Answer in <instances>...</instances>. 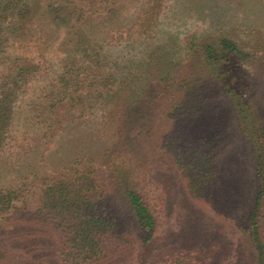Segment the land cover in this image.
<instances>
[{
  "label": "rangeland",
  "instance_id": "rangeland-1",
  "mask_svg": "<svg viewBox=\"0 0 264 264\" xmlns=\"http://www.w3.org/2000/svg\"><path fill=\"white\" fill-rule=\"evenodd\" d=\"M10 1L0 0V85L14 79L0 94V264H264V136L250 128L255 113L264 129V0H124L103 25L73 31L59 10L38 23L36 8L22 34L28 10ZM91 1L85 17L101 23L105 0ZM221 36L249 54L223 60L237 70L205 61L199 46ZM81 59L95 74L81 89L88 99L52 113L54 76ZM34 65L19 87L21 67ZM87 168L109 216L103 249L66 258L56 223L65 216L37 207L49 185ZM127 190L153 217L148 239Z\"/></svg>",
  "mask_w": 264,
  "mask_h": 264
},
{
  "label": "trees",
  "instance_id": "trees-1",
  "mask_svg": "<svg viewBox=\"0 0 264 264\" xmlns=\"http://www.w3.org/2000/svg\"><path fill=\"white\" fill-rule=\"evenodd\" d=\"M88 1L90 0H43L42 3L33 2V4L29 5L28 2H23L21 0V4L25 5V11L28 10L25 14L21 12V19L19 20L21 21V34L23 33L22 30L25 29V27L27 28V26L25 25L28 23H34L36 22V20L40 24H42L43 22L46 23L45 16L50 12V10L61 11L64 15V20L68 22L71 29L80 27L89 29L93 26L97 28L99 27V25H103V23L107 22L104 21V19L107 20L108 17L117 16L120 8L125 6V2L122 3L124 0H119V3L113 2L111 0L103 1L101 6L103 7L104 12L101 11L100 13L102 22L98 23L96 21H93L89 17H85V13H87L88 11L86 8H93V4L91 3L89 5ZM184 1L185 3L188 1L187 4L195 8L201 3L199 2V0ZM9 4L10 3L4 5V8L8 7ZM29 6L32 9H27ZM144 6H150L149 0ZM36 8L39 9V16L42 17V19H39L38 15H34L36 17V20H32L31 17L25 16L32 11L36 13ZM97 11L99 12L100 10ZM67 31L69 32V29ZM66 39L70 40L71 38L68 37ZM63 41H65V39H63ZM199 47L200 50H202V48L204 49L203 54L206 57L205 61L213 71H215L219 67L226 66L229 67V70H232L231 66L234 67L235 64L231 62L232 65H227V61H223L224 59L227 60V56L229 54H234L238 57L249 56L248 53H244L242 49L238 47L237 43L234 40L222 36L218 37L216 41L210 42V44L205 43V45H200ZM1 57L2 56H0V59ZM47 63L48 61H46V64ZM90 64L91 61L87 59H81L79 61V65L75 66L74 64H71L66 68L61 66L60 71L58 72L59 74L57 75V77L54 76L53 78V82H56V85L54 87H51L52 92L50 90L51 93H49V95L47 96V98L50 97V99L48 105L47 103L45 105L46 108L49 107L53 109L52 113L56 114L61 109H69V107L71 106L76 107L75 103L80 100L86 101L88 99V97H86V92L81 91V89L83 88V84L86 81H90L92 78L95 80L94 73L85 74V68H90ZM234 68H236L237 70L236 66ZM34 69L35 65L29 67V69L26 70L21 67V69L19 70L21 71V79L15 80V83L19 87L26 85L28 81L33 78V74L29 71ZM221 75L223 77H230L229 74L223 75L222 73ZM12 76L13 73L10 72L1 82L0 94L4 95L7 93H12V91L10 92V90L14 87L12 86L10 88V84H12L14 80ZM4 87L5 90L2 89ZM227 93L228 95L232 93L230 98L231 100H235L240 112L244 113L248 111L250 103L246 102L243 94H241L240 91L233 93V90L227 89ZM4 96H0V100H2ZM252 115H255V113L250 115V120L256 122L255 119H251ZM247 119H249V116L245 115V120ZM254 122H252V127H250L252 128V131L257 130L262 136H264V129L259 126H256V128ZM49 130L50 127L47 131ZM260 142L261 144H264L263 141L260 140ZM256 144L258 145V142ZM260 146L261 145H258V147ZM258 156L261 158V160L264 161V154H261L259 152ZM87 170L88 168L79 176L71 177L69 179H60L53 182V184L49 185L44 190L42 199H40L39 206L37 207L39 215L43 216V214H46L47 216H51L54 220L57 219V215H55L56 213H60V215L63 214L65 216V219L59 216L60 220L58 219L56 223L59 228L60 236L62 238L61 244L63 248H61V251L65 254L66 258L79 256L82 257V259H91L93 257H96L99 251L103 249L101 244L103 241V237H101V231H99L98 227H100V225H102V222L107 220V217L109 216H103V212L100 211L99 203L102 201V197H100V195H97L98 192H96L99 190L98 188L100 184H98V186L96 185V182H98V180H95L93 176L88 175L90 172H88ZM260 193L257 195V203L260 199ZM126 195L137 221L148 231L147 239L150 238L154 227V220L152 215L148 212V209L142 201V198L137 193L131 190H127ZM97 196L99 197V200H96ZM13 206L14 204H10L9 207L13 208ZM254 214L255 213H253L251 216L252 219H255ZM254 232L256 233L255 230Z\"/></svg>",
  "mask_w": 264,
  "mask_h": 264
}]
</instances>
